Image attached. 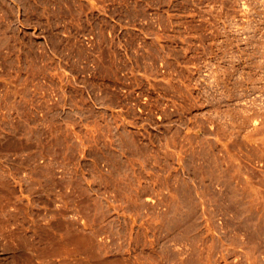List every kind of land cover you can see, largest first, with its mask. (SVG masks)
<instances>
[{
  "label": "rangeland",
  "instance_id": "1",
  "mask_svg": "<svg viewBox=\"0 0 264 264\" xmlns=\"http://www.w3.org/2000/svg\"><path fill=\"white\" fill-rule=\"evenodd\" d=\"M93 1L0 0V264H264V0H110L120 64L62 35ZM120 66L150 112L84 150Z\"/></svg>",
  "mask_w": 264,
  "mask_h": 264
},
{
  "label": "built area",
  "instance_id": "2",
  "mask_svg": "<svg viewBox=\"0 0 264 264\" xmlns=\"http://www.w3.org/2000/svg\"><path fill=\"white\" fill-rule=\"evenodd\" d=\"M92 9L88 12L92 16H85L68 19L72 26H69L62 30V35L69 39L75 38L78 41L79 47L92 57L105 56L113 62H120L121 58L117 59L118 55L129 56V47L124 41V36L121 37L115 30L114 25L121 21L114 13L115 1H96L94 0ZM109 22V26L106 27L105 35L106 39L101 41L100 27L97 26V18ZM111 24V25H110ZM89 64L92 70L86 71V65ZM120 64V63H119ZM81 76L91 75L97 73V64L94 58L81 57L80 59ZM120 79L117 82L109 80L103 82L99 89L94 92L88 87V84L79 80L75 84L83 88L88 101L93 105L96 112L89 116L85 114V111L81 108H77L78 116V132L77 135L83 146L84 150L93 148L96 150L115 149L116 144L114 142V135L117 126L115 120V109L121 110L124 128L132 125L133 119L130 115L125 113L127 107L132 106L136 109L137 113L146 116L151 109L152 99L144 92L140 87L133 86L128 73L129 70L126 67L120 66ZM116 91L120 94L123 105L115 107V104L110 100V94L106 93ZM97 95H103L104 100H99ZM62 108L64 110H73L71 105L66 99L62 102ZM159 120L162 119V115L156 113ZM132 119V120H131Z\"/></svg>",
  "mask_w": 264,
  "mask_h": 264
},
{
  "label": "bare ground",
  "instance_id": "3",
  "mask_svg": "<svg viewBox=\"0 0 264 264\" xmlns=\"http://www.w3.org/2000/svg\"><path fill=\"white\" fill-rule=\"evenodd\" d=\"M245 109H246V108H245ZM254 110H255V109H254ZM254 110H253V111H254ZM262 112H263V111H262ZM262 114H263V113H262ZM256 115H257V114H256ZM263 118H264V117H263ZM261 121H262V120H261ZM262 123L264 124V121H263ZM263 124H262V125H263ZM258 127H260V126H258ZM261 127H262V126H261ZM262 128H263V127H262ZM263 129H264V128H263ZM260 131H261V130H260ZM263 133H264V132H263ZM253 136H254V135H253ZM257 138H258V137H257ZM261 141H262V140H261ZM257 142H259V140H258ZM263 143H264V142H263ZM263 143H262V144H263ZM262 147H263V146H262Z\"/></svg>",
  "mask_w": 264,
  "mask_h": 264
}]
</instances>
